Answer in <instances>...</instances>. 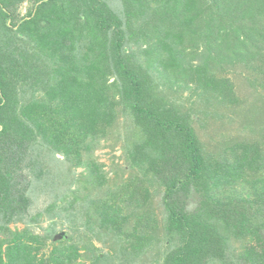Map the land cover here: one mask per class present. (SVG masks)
<instances>
[{
  "label": "trees",
  "instance_id": "trees-1",
  "mask_svg": "<svg viewBox=\"0 0 264 264\" xmlns=\"http://www.w3.org/2000/svg\"><path fill=\"white\" fill-rule=\"evenodd\" d=\"M26 1L0 0V264H264V0ZM217 108L240 129L209 148Z\"/></svg>",
  "mask_w": 264,
  "mask_h": 264
},
{
  "label": "rangeland",
  "instance_id": "rangeland-1",
  "mask_svg": "<svg viewBox=\"0 0 264 264\" xmlns=\"http://www.w3.org/2000/svg\"><path fill=\"white\" fill-rule=\"evenodd\" d=\"M31 6V1L27 0L23 6L21 7V13L26 14L27 9ZM188 94V92H186ZM219 113L224 114V117L222 120L216 122V124H212V126L209 124L207 127H199L201 135L203 137V140L208 144L209 148H212L215 146V140L219 139V131L224 132L225 135L228 134H233L237 132L240 129V124L237 121H232L233 118V111L232 110H224V109H219L217 108ZM224 135V136H225ZM110 137L107 139L101 140L100 144L98 147L95 149L96 151L94 152V155L97 157L98 161L102 163L103 168L110 172L112 176L113 175V169H117V164H120L122 159H120V155L122 154V150L120 149L119 144H115V149L113 150L112 147L114 145V137L109 135ZM78 171H83V168L80 167L77 169ZM157 203L161 202L160 196L157 197ZM195 200V199H194ZM42 207V208H41ZM41 211L44 213L41 217V219L37 222H34L33 225L38 227L39 230H45L47 227L55 226L54 224L56 223V218H52L49 215H52V213L47 212L45 206H40ZM20 227H23L22 223H19ZM57 228L58 232L60 231H68L66 226H63L62 223L58 222L57 223ZM85 264L87 262L84 261ZM82 262H79L78 264H84Z\"/></svg>",
  "mask_w": 264,
  "mask_h": 264
},
{
  "label": "water",
  "instance_id": "water-1",
  "mask_svg": "<svg viewBox=\"0 0 264 264\" xmlns=\"http://www.w3.org/2000/svg\"><path fill=\"white\" fill-rule=\"evenodd\" d=\"M66 235H67V232H66L65 230L60 231V232H58V233L55 235L54 240H55V241H56V240H61V239H63L64 237H66Z\"/></svg>",
  "mask_w": 264,
  "mask_h": 264
}]
</instances>
